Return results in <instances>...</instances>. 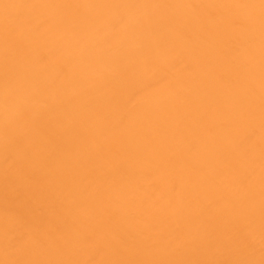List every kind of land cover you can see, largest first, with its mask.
<instances>
[{
	"label": "bare ground",
	"instance_id": "obj_1",
	"mask_svg": "<svg viewBox=\"0 0 264 264\" xmlns=\"http://www.w3.org/2000/svg\"><path fill=\"white\" fill-rule=\"evenodd\" d=\"M0 264H264V0H0Z\"/></svg>",
	"mask_w": 264,
	"mask_h": 264
}]
</instances>
